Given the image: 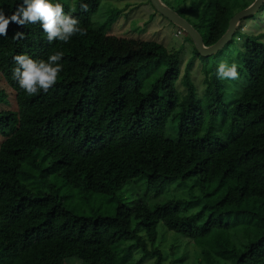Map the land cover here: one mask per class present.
Listing matches in <instances>:
<instances>
[{
    "label": "trees",
    "instance_id": "1",
    "mask_svg": "<svg viewBox=\"0 0 264 264\" xmlns=\"http://www.w3.org/2000/svg\"><path fill=\"white\" fill-rule=\"evenodd\" d=\"M75 1L72 16L86 36L49 44L39 24L11 23L7 36L0 37V77L18 107L0 101V264H65L67 258L115 264V249L127 257L125 264L145 259L163 264L158 241L163 237V243L168 232L175 239L201 241V253L190 264H264V44L252 38L242 44L236 64L244 88L224 103L218 66H208L211 58H202L189 38L193 58L182 73L181 50L172 55L155 41L143 43L134 70L108 66L104 29L91 21L101 0ZM178 1L179 13L161 2L183 19L194 17L199 24L186 21L206 47L254 2L237 5L232 13L231 0ZM20 3L0 0V9L10 16ZM82 3L88 4L87 12L80 9ZM218 8L225 10L221 23L216 22ZM239 28L236 43L243 41ZM16 32L25 38L14 41ZM57 51L64 56L56 85L47 93L27 95L13 78V57L47 60ZM195 59L212 91L206 109L197 104L191 81ZM178 79L186 101L175 111ZM173 120L177 131L170 140L165 126ZM106 148L113 149L125 177L119 187L104 179L115 201L112 215L95 212L87 190L73 191L67 176H59L75 157L88 159ZM132 186L144 187L145 197L125 201ZM163 193L168 196L162 202L150 203ZM178 251L181 257L175 259ZM137 256L140 261L133 260ZM171 256L183 262L186 250L171 246Z\"/></svg>",
    "mask_w": 264,
    "mask_h": 264
},
{
    "label": "rangeland",
    "instance_id": "2",
    "mask_svg": "<svg viewBox=\"0 0 264 264\" xmlns=\"http://www.w3.org/2000/svg\"><path fill=\"white\" fill-rule=\"evenodd\" d=\"M160 1L173 6L178 13L181 12V6L178 0ZM52 2L62 3L66 14L72 15L76 12L75 0H52ZM148 2L149 0H101L97 11L91 17V21L96 28L104 29L106 63L108 66L120 67L129 71L134 70L137 65V53L143 43L155 41L163 44L169 52H172V55L179 49L181 50L179 56L180 61L183 63L181 66L182 73L188 61L193 58L192 46L187 42L188 37L183 32L182 35H178L176 27L159 14H156ZM250 2V0H231L228 4L230 12L234 13L237 5L249 4ZM73 9L75 11H72ZM224 15L225 10L218 8L216 22L221 23ZM184 17L193 25L199 24L195 23L194 17ZM239 27L241 28L240 37L243 41L236 43L235 37L238 33L236 35L234 34L233 39L222 50L210 57L208 66L211 65V62H214L217 66L221 62H226L229 65L228 61L230 59L233 63H236V55L239 52H243L241 46L242 44L244 45L248 38L257 39L258 42L264 44V4L254 15L243 19ZM219 29L220 27L217 25L214 29V35L218 34ZM201 34L203 35V33ZM199 65L201 66L199 60L195 59L190 76L191 81H193L197 88V104L203 109H206L212 91L209 89L208 83L205 84L204 75L199 72ZM152 79L151 77L144 79L143 90L146 91L148 89V85ZM222 82L224 84V92L226 93L224 103L232 102L242 94L244 88V77L242 73H239V77L236 80ZM174 87L176 88L177 94L175 95L177 96L175 111H177L185 104L186 93L180 79L174 84ZM13 93L12 90L6 87L0 77V101L8 100L10 107L13 110H18ZM176 131V120L168 121L165 126L166 137L173 140ZM59 176L60 178L67 176L70 182V188L73 191L80 187L86 189L89 205L95 212L100 215H112L114 213L115 201L109 195L104 185V179H108L112 185L119 187L124 183L125 177L118 169L113 149H103L88 159L75 157L69 166H66L60 171ZM44 181H35V183L42 184ZM61 193H63L62 196L66 195L65 191H61ZM145 195L144 187L132 186L126 190L123 198L125 201H130L136 196L144 198ZM167 196V194L163 193L158 198L150 200V203L162 202ZM70 204L73 206L78 204L76 197L70 201ZM159 234L162 235V230L159 231ZM162 241L163 237L159 239L158 246L164 253L165 260L163 264H190L194 256H198L201 253L202 243L200 240L188 241L183 238L175 239V235L168 232L165 235L163 243ZM171 246H176L178 250L183 247L185 248L186 258L182 260L183 262H178L173 259L171 256ZM181 254L180 251L178 253L176 252L174 258H180ZM138 259L139 257L137 256L133 260L137 261ZM126 261L127 257L121 254L119 249H115L114 263L125 264ZM152 263L153 260L151 259L141 260L140 262V264ZM65 264L83 263L74 258H67Z\"/></svg>",
    "mask_w": 264,
    "mask_h": 264
},
{
    "label": "clouds",
    "instance_id": "3",
    "mask_svg": "<svg viewBox=\"0 0 264 264\" xmlns=\"http://www.w3.org/2000/svg\"><path fill=\"white\" fill-rule=\"evenodd\" d=\"M80 9L87 12L88 4L82 3ZM11 23L21 27L39 24L49 44L54 41L68 43L76 35H87V30L80 27L79 19L66 14L63 5L53 3L52 0H22L10 16H6L4 10L0 9V37L7 36ZM24 38L23 32H16L12 39L20 41ZM63 56L62 51L55 52L47 60L33 59L27 54H17L13 57L16 64L13 78L19 88L29 96L40 92L47 93L56 85L63 71V65L60 63ZM237 67L236 63L229 66L226 62H221L216 75L222 81L236 80L239 77Z\"/></svg>",
    "mask_w": 264,
    "mask_h": 264
},
{
    "label": "water",
    "instance_id": "4",
    "mask_svg": "<svg viewBox=\"0 0 264 264\" xmlns=\"http://www.w3.org/2000/svg\"><path fill=\"white\" fill-rule=\"evenodd\" d=\"M149 2L157 14L185 33V35L192 41L197 53L202 58L211 57L222 50L231 41L240 22L243 19L254 15L264 4V0H254V2L249 7L235 14L229 20L228 28L222 37L212 46L206 47L204 46L200 35L185 19L177 15L160 0H149Z\"/></svg>",
    "mask_w": 264,
    "mask_h": 264
},
{
    "label": "built area",
    "instance_id": "5",
    "mask_svg": "<svg viewBox=\"0 0 264 264\" xmlns=\"http://www.w3.org/2000/svg\"><path fill=\"white\" fill-rule=\"evenodd\" d=\"M181 34L180 32L178 33V35Z\"/></svg>",
    "mask_w": 264,
    "mask_h": 264
}]
</instances>
